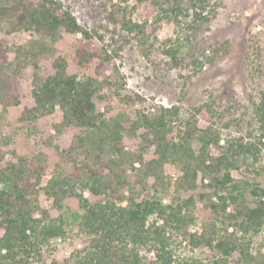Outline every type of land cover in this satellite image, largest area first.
Here are the masks:
<instances>
[{"label":"trees","instance_id":"obj_1","mask_svg":"<svg viewBox=\"0 0 264 264\" xmlns=\"http://www.w3.org/2000/svg\"><path fill=\"white\" fill-rule=\"evenodd\" d=\"M143 1L155 7L163 6L165 0ZM211 9L210 0H174L169 7H162V12L177 24L180 16L189 14L198 23L210 20ZM137 26L133 24V28ZM3 28L31 32L35 38L27 44L9 45L0 36V104H19L16 78L24 64L31 65L33 104L24 109L21 119L36 120L59 106L62 119L55 129L75 133L60 152L45 186L41 180L47 165L42 153L28 156L6 150L8 140L0 136V264H29L43 244L69 230L66 217L52 218L41 205V190L54 207L63 209L64 201L74 197L83 211L80 225L88 240L72 253L70 264H145L136 245L151 241L159 247L156 260L150 264H172L166 226L186 239L191 248L212 251L210 264H264V252L254 253L250 238L264 227V186L251 187L252 201H248L231 174L248 160L256 161L264 145V68L255 105L260 133L248 140L230 136L221 145L216 130L200 128L193 115L182 120L177 106L150 115L137 111L134 117L125 105L113 117L97 110L94 97L101 88L111 89L125 102L138 95L121 92L125 83L115 52L94 44L92 31L84 28L63 2L0 0V30ZM65 33H81L75 46L76 65L84 68L96 59L94 76L79 78L68 73L62 56L53 60L52 73L37 71L39 61L54 52V43ZM10 51L15 53L12 59ZM174 122L180 125L176 130ZM136 134L141 139L140 148L127 147L125 136ZM150 148L153 156L146 158L145 151ZM8 152L15 161L2 164ZM69 164L71 171L66 169ZM167 164L180 171L175 181L178 193L210 189L199 195L211 211L200 232L188 230L194 220L189 211L194 204L192 194L179 202L171 199L163 203L161 193L170 186L165 175ZM199 175L207 182L200 185ZM85 190L98 199L91 202L83 196ZM153 214L163 225L151 228L147 224Z\"/></svg>","mask_w":264,"mask_h":264},{"label":"rangeland","instance_id":"obj_2","mask_svg":"<svg viewBox=\"0 0 264 264\" xmlns=\"http://www.w3.org/2000/svg\"><path fill=\"white\" fill-rule=\"evenodd\" d=\"M59 1L73 12L84 28L92 31L94 44L106 47L110 53L115 52V62L125 83L121 92L132 91L138 95L135 100L128 98L125 102L109 88L98 90L94 97L96 108L106 117H113L122 105L127 106L133 117L137 111L150 115L162 108L177 106L182 120L193 115L200 128L216 130L221 145L230 136L248 140L260 133L255 105L263 83L264 0H210L212 16L208 22L195 23L189 14L180 16L178 24L162 12V7H169L174 0H165L163 6L155 7L143 0ZM133 24L141 27L133 28ZM0 36L9 45L27 44L35 38L31 32H9L5 28L0 30ZM81 37V33H65L54 43V52L39 61L37 71L42 75L52 73L53 60L62 56L67 61L68 73L79 78L94 76L96 59L84 68L76 65L75 46ZM14 55L13 51L9 52L10 59ZM33 73V67L24 64L17 75L18 105L3 107L0 104V136L8 140L6 150L28 156L42 153L47 165L41 180L45 186L59 161L60 152L68 147L75 132L58 133L55 129L54 125L62 119L59 106L51 114L36 120L21 119L24 109L33 104ZM179 126L174 122L175 130ZM124 142L132 149H139L141 145L138 134L125 136ZM152 156V148L145 151L146 158ZM14 161L15 157L8 152L2 164ZM66 169L71 171L72 166L69 164ZM179 174L175 165L165 166L170 186L161 193L163 203L171 199L179 202L192 194L194 204L189 211L194 220L188 230L200 232L202 222L211 217V211L199 195L209 193L210 189L200 187L193 193H178L175 181ZM231 174L238 189L252 201L250 188L264 186V145L256 161L248 160ZM202 182L206 183L207 179L199 175L198 183L201 185ZM83 196L91 202L98 199L87 190L83 191ZM212 199L217 201V196L213 195ZM39 200L52 218L66 217L69 230L43 244L29 264H70L72 253L88 240L80 225L83 211L74 197L64 201L63 209L54 207L52 199L43 190ZM147 224L153 228L163 222L157 221L153 214L148 217ZM165 228L167 245L173 255L172 264L212 262V251L193 249L169 226ZM2 233L0 228V235ZM250 238L251 250L264 252V227ZM136 246L145 264L156 260L158 242H138Z\"/></svg>","mask_w":264,"mask_h":264}]
</instances>
